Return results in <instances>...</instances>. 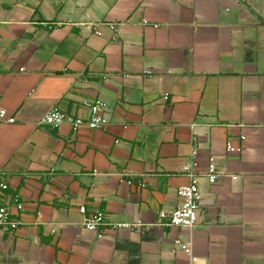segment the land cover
<instances>
[{"label":"crops","instance_id":"0c3cea01","mask_svg":"<svg viewBox=\"0 0 264 264\" xmlns=\"http://www.w3.org/2000/svg\"><path fill=\"white\" fill-rule=\"evenodd\" d=\"M100 20L115 39L77 24ZM91 100L105 128L39 123L87 118ZM0 107L16 118L0 125V201L20 222L0 229V264H264V0H4ZM193 149L223 175L200 179L193 228L165 225ZM81 205L104 214L101 238Z\"/></svg>","mask_w":264,"mask_h":264},{"label":"built area","instance_id":"2783aa9c","mask_svg":"<svg viewBox=\"0 0 264 264\" xmlns=\"http://www.w3.org/2000/svg\"><path fill=\"white\" fill-rule=\"evenodd\" d=\"M4 0H0V8L3 5ZM80 26H89L92 32L96 35L102 34V29L105 27L112 32V38L115 39L118 36L119 25L114 21L100 20L91 21L85 23L83 21L77 22ZM143 24H149L144 20ZM153 26H156L153 24ZM146 73H150V70H146ZM164 99L168 98V95L163 96ZM90 108V114L87 118L80 117L78 115H72L65 113L59 109L51 108L44 113L39 120L40 124L49 125L53 128H58L64 123H67L72 130L76 131L81 128H105L108 125V119L104 115L106 109V103L102 100L84 101ZM15 116L8 113L5 108L0 107V125L5 123H14ZM244 139L241 135L240 140ZM241 145H235L231 140L226 142V151H240ZM181 171L188 177V182L184 185L177 187L176 193L179 198V203L169 213L165 211L159 212V217L165 219L163 224L191 229L193 228L199 218L200 208V179L204 178L209 185H215L221 179L223 173L220 170L218 163L214 156H210L204 169H200L199 163L196 160V150L193 149L191 157L185 161L181 166ZM231 179L238 178L237 175H229ZM128 184H132V179L126 180ZM140 187L145 184L141 181L138 183ZM8 188V183L3 174H0V192L5 193ZM14 205L17 208L21 207V202L17 197L12 199ZM79 212L82 214V227L91 233H94L97 238H101L104 232V214L101 212L88 213L86 207L81 205ZM19 220L11 216V205L5 200L0 201V229L6 228L15 232L19 229ZM117 226H128L125 223H118ZM175 244L182 249L186 254L192 255V246L189 240L176 239ZM193 259V258H192Z\"/></svg>","mask_w":264,"mask_h":264}]
</instances>
